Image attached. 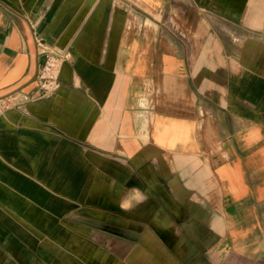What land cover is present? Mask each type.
<instances>
[{
  "label": "crops",
  "instance_id": "0c3cea01",
  "mask_svg": "<svg viewBox=\"0 0 264 264\" xmlns=\"http://www.w3.org/2000/svg\"><path fill=\"white\" fill-rule=\"evenodd\" d=\"M38 38L71 57L0 115V264H264V0H0V98Z\"/></svg>",
  "mask_w": 264,
  "mask_h": 264
},
{
  "label": "built area",
  "instance_id": "2783aa9c",
  "mask_svg": "<svg viewBox=\"0 0 264 264\" xmlns=\"http://www.w3.org/2000/svg\"><path fill=\"white\" fill-rule=\"evenodd\" d=\"M39 52L44 56L37 74V93L31 95L22 94L13 101L0 99V115L8 110L12 105L23 104L34 98H40L53 94L60 84V73L63 64L70 59L71 53L67 50H55L46 45L41 38L37 39Z\"/></svg>",
  "mask_w": 264,
  "mask_h": 264
},
{
  "label": "rangeland",
  "instance_id": "374dc122",
  "mask_svg": "<svg viewBox=\"0 0 264 264\" xmlns=\"http://www.w3.org/2000/svg\"><path fill=\"white\" fill-rule=\"evenodd\" d=\"M248 10H249V12H251V7H249ZM254 11H255V9H253V11L251 13L254 14ZM222 25L224 27H229L230 29L234 30V28H231V27H233L232 24H229V23L228 24H221V25L219 24V27H222ZM256 36H258V35L254 34V32H250V31L248 32V39H249V43L248 44H249V46H253L254 47V44L252 43V41L254 40V37H256Z\"/></svg>",
  "mask_w": 264,
  "mask_h": 264
},
{
  "label": "water",
  "instance_id": "95a60500",
  "mask_svg": "<svg viewBox=\"0 0 264 264\" xmlns=\"http://www.w3.org/2000/svg\"><path fill=\"white\" fill-rule=\"evenodd\" d=\"M5 97H7V96H5ZM5 97H1L0 99H3V98H5Z\"/></svg>",
  "mask_w": 264,
  "mask_h": 264
}]
</instances>
